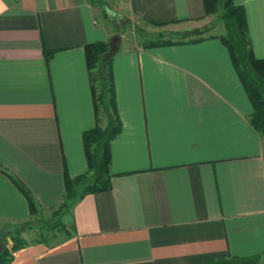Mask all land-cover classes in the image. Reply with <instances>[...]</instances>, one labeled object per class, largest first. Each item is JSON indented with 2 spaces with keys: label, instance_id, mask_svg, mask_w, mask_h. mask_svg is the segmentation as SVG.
<instances>
[{
  "label": "crops",
  "instance_id": "0c3cea01",
  "mask_svg": "<svg viewBox=\"0 0 264 264\" xmlns=\"http://www.w3.org/2000/svg\"><path fill=\"white\" fill-rule=\"evenodd\" d=\"M234 2L245 9L254 55L264 58V0ZM113 3L142 25L203 26L207 35L120 45L111 62L121 122L110 142L111 188L72 204L62 218L68 236L27 242L9 264H206L261 255L264 137L219 39L223 24L213 23L203 0ZM113 25L91 0H0V230L51 214L64 200L65 173L86 172L82 136L98 114L84 45L116 48ZM99 119L103 127L105 115ZM5 172L28 189L36 214Z\"/></svg>",
  "mask_w": 264,
  "mask_h": 264
},
{
  "label": "trees",
  "instance_id": "16d2710c",
  "mask_svg": "<svg viewBox=\"0 0 264 264\" xmlns=\"http://www.w3.org/2000/svg\"><path fill=\"white\" fill-rule=\"evenodd\" d=\"M91 1L94 2L95 0ZM203 3L205 13L216 14L218 20L223 23L225 32L219 36V39L226 47L234 70L252 105L253 112L250 115V123L264 137V58H257L253 53L245 9L242 5L236 4L234 0H203ZM151 24L163 26L167 23L151 22ZM136 30L145 34L140 27ZM178 41L183 42L179 37L176 38L173 33L168 32L161 37L158 35L147 38L142 42V47L169 45ZM119 50L120 48L113 49L109 42L97 41L84 45L86 65L90 72L93 103L98 114L95 125L85 131L82 136L87 170L84 174L73 179H70L65 173L64 200L53 211L51 217L40 221V232L63 230L65 236H68L69 233L66 232L62 218L72 204L88 193L111 188L110 142L121 129V122L114 111L111 62ZM101 113L106 118L103 127L100 125L99 119ZM5 173L26 198L30 214H36L38 204L28 189L14 175ZM29 223L30 220L26 221V224L29 225ZM10 240L12 242L10 249L6 247V249L0 250V264H9L12 260L13 251L26 244L18 235L11 237ZM261 258H264V251L261 255L249 257L228 256L206 259L205 263L258 264Z\"/></svg>",
  "mask_w": 264,
  "mask_h": 264
},
{
  "label": "rangeland",
  "instance_id": "374dc122",
  "mask_svg": "<svg viewBox=\"0 0 264 264\" xmlns=\"http://www.w3.org/2000/svg\"><path fill=\"white\" fill-rule=\"evenodd\" d=\"M95 3L99 4L100 6H103L105 9V14L107 21L111 24H114V35L113 38L118 37L117 41L114 42L115 47L117 44H119L116 48H119L120 45L123 43V46L125 47H137L142 46V42L145 41L147 38H151L154 36H158V34L164 35L165 33L170 32V29H176L175 35L176 38L179 37L180 40L183 41H195L198 40L204 36L207 35L206 30L203 28V26H191V25H176L170 27H150L142 25L139 22H136L134 19L133 21L131 18H127L126 16H122L121 14H118L117 12L112 11V6H114L113 2L115 0H95ZM213 23H219L223 24L220 20H218L217 15L214 14L212 17ZM131 22V23H128ZM138 27H144L141 28L144 30L145 34H141L137 32L136 28ZM202 31H204L202 33ZM182 37V38H180ZM178 40V39H177ZM114 48V49H116ZM56 209V208H55ZM54 209V210H55ZM51 214L47 213L39 217V215L35 218L30 219L29 225L26 224V222L16 225L14 227H2L0 230V250H3L6 247L10 249L11 247V241L9 240V237H14L15 235H18V237L23 241V243L27 242H33V241H44V242H54L56 239H58V236H55L54 233H59L60 236L64 234L63 230H56L51 232H40L39 226L40 221L47 219L51 217L53 211ZM62 233V234H61Z\"/></svg>",
  "mask_w": 264,
  "mask_h": 264
},
{
  "label": "built area",
  "instance_id": "2783aa9c",
  "mask_svg": "<svg viewBox=\"0 0 264 264\" xmlns=\"http://www.w3.org/2000/svg\"><path fill=\"white\" fill-rule=\"evenodd\" d=\"M258 264H264V259L260 260Z\"/></svg>",
  "mask_w": 264,
  "mask_h": 264
}]
</instances>
